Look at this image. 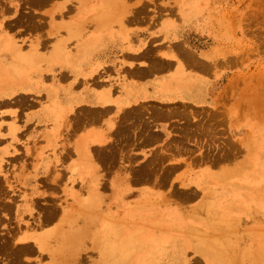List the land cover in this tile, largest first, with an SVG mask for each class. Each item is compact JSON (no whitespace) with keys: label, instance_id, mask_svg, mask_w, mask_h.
<instances>
[{"label":"crops","instance_id":"1","mask_svg":"<svg viewBox=\"0 0 264 264\" xmlns=\"http://www.w3.org/2000/svg\"><path fill=\"white\" fill-rule=\"evenodd\" d=\"M94 2L56 3L63 13L57 22L66 30L54 38L53 52L51 47L43 50L39 68L29 62L28 28L10 25L0 31V82L16 89L0 99L27 96L26 101L37 98L42 102L27 109L21 104L9 108H21L20 128L15 137L5 136L0 153L17 149L10 158L21 152L22 160L11 164L7 182L29 185L27 197L39 199L50 196L44 185H59L71 198L77 194L75 185L91 178L105 185L130 184L134 193L144 190L136 185L216 180L223 168L219 158L222 138L228 136L232 142L238 123L223 107L230 102L222 93L232 67L214 53L217 34L213 27L201 24L209 18L206 9L188 21L179 13L155 20L151 14H143L147 3H133L131 13L126 14V3ZM199 4L207 8L206 3ZM118 11L122 14L115 13ZM113 12L116 20L110 17ZM10 121L8 117L3 132H8ZM118 126H127L128 133L132 130L125 135L127 128ZM115 128L121 133H115ZM151 131L156 134L153 139H149ZM185 173V179H178Z\"/></svg>","mask_w":264,"mask_h":264},{"label":"rangeland","instance_id":"2","mask_svg":"<svg viewBox=\"0 0 264 264\" xmlns=\"http://www.w3.org/2000/svg\"><path fill=\"white\" fill-rule=\"evenodd\" d=\"M21 1L0 0V31L8 30L10 25L22 26L18 21L23 12L30 25L38 26L28 29L30 55L35 52L32 43L36 38L42 39L47 49L66 30L57 22L63 13L55 3H126V14L131 13L129 6L133 3H147L142 8L147 13L143 14H151L155 20L178 13L183 19L181 3L192 9L189 19L206 9L209 18L201 24L213 27L218 40L214 53L232 67L222 96L230 101L223 107L237 120L238 134L232 142L228 136L222 138L219 158L223 168L216 180L136 185L144 186V190L134 193L130 184L112 183L100 188L99 179L91 178V182L75 185L77 194L71 198L65 192L68 190L50 184L44 185L46 192H51L48 198L29 199V185L7 182L11 164L22 160V153L10 158L17 149L3 151L0 245L7 242L5 245L10 247L5 252L6 246H0L5 252H0V264H69L66 256L69 261L77 260L71 258V253L79 257L75 264H264V0H49V4L39 7L31 5L33 8ZM199 3H206L207 8ZM11 15H15L12 21ZM45 49L38 51L43 53ZM13 53L19 56L18 51ZM41 61L29 60L31 67L38 68ZM18 99H0L9 102H0V145L5 136L15 137L20 128L21 108L10 107L21 104L27 109L42 104L37 98L27 102L26 96L22 103ZM8 117V132H3ZM17 148L21 151L20 146ZM50 208L57 210L56 216L45 221L43 214ZM21 237L25 240L21 241ZM162 239L167 240L164 245L156 244ZM15 244H33L34 249L39 245L41 250L26 253L23 258L24 253L15 255L21 261L12 262L14 254H10Z\"/></svg>","mask_w":264,"mask_h":264},{"label":"bare ground","instance_id":"3","mask_svg":"<svg viewBox=\"0 0 264 264\" xmlns=\"http://www.w3.org/2000/svg\"><path fill=\"white\" fill-rule=\"evenodd\" d=\"M20 1H21V0H20ZM22 1H23V0H22ZM22 1H21V2H22ZM50 1H53V0H50ZM50 1H49V0H24V3H21V4H22V5H23V4H24V5L27 4L28 6L34 5V6H36V7H37V6L39 7V6H42L44 3L49 4ZM83 1H84V0H83ZM25 2H26V4H25ZM48 2H49V3H48ZM84 2H85V1H84ZM55 4H56V3H55ZM80 5H81V4H80ZM34 6H33V7H34ZM31 7H32V6H31ZM33 7H32V8H33ZM52 7H53V6H52ZM68 7H69V6H68ZM65 8H67V7H65ZM76 8H77V7H76ZM116 8L119 9V5H118V7H116ZM30 9H31V8H30ZM50 9H51V8H50ZM117 9H116V10H117ZM137 9H138V8H137ZM99 10H100V9H99ZM99 10H98V11H99ZM180 10H181V13H182V15H183V21H188V20H189L190 13H191V10H192V9L190 8V6L188 7V5H187L186 3H181V4H180ZM73 11H74V10H73ZM115 13H119V15H120V12H119V11H118V12H115ZM115 13L113 12L112 14H110V17H112L111 19H114V18L116 17V15H115V17L113 18V16H114ZM50 14H51V13H50ZM107 14H108V13H107ZM107 14H105V16H107ZM134 14H135V13H133L132 16H133ZM138 14H139V13H138ZM24 16H25V15H22V18L19 19L18 23L21 24V25H24V26H25V29H26V28L29 29L33 24L30 25L31 22H28L27 20H25V17H24ZM123 16H124V15H123ZM134 16H135V15H134ZM26 17H27V16H26ZM129 17H130V16H128V18H129ZM140 17H141V16H140ZM121 18H123V17H121ZM26 19H28V17H27ZM119 19H120V17H119ZM124 19H127V18L124 17V18L122 19V21H123ZM28 20H29V21H32V19H31V20L28 19ZM106 20H107V19H106ZM106 20H105V21H106ZM115 20H116V18H115ZM117 20H118V17H117ZM105 21H104V23H106ZM111 21H112V20H111ZM111 21H110V22H111ZM84 22H85V21H84ZM108 22H109V21H107V23H108ZM137 23H138V22H137ZM139 23H142V22L140 21ZM143 23H144V22H143ZM158 23H159V22H158ZM122 24H123V23H122ZM122 24H120V26H121ZM104 25H105V24H104ZM108 25H109V23H108ZM141 25H143V24H141ZM99 26H100V25H99ZM32 27L34 28V26H32ZM36 27L38 28V26H36ZM36 27H35L34 29H36ZM95 27H96V26H95ZM100 27H101V26H100ZM33 28H32V29H33ZM93 28H94V27H93ZM122 28H124V26H122L121 29H122ZM96 29H97V27H96ZM123 30H124V29H123ZM83 31H85V27H84V26H83ZM87 32H88V31H87ZM39 37H40V36H39ZM149 41H150V40H149ZM148 43H149V42H148ZM178 44H179V43H178ZM149 45H150V44H149ZM18 46H19V45H18ZM45 46H46V43H45L42 39L36 38V39L34 40V43H32V47H33V49L35 50V52H33L31 55L29 54V60H32V61H33V60H35V59H40V60L43 61V60H44V53H40L38 50H39V48H41V49H45V48H44ZM18 48H20V46H19ZM149 48H150V47H149ZM51 49H52L51 51L53 52V51H54V44L51 45ZM146 49H147V51L149 52L148 47H147ZM150 49H151V48H150ZM49 50H50V49H49ZM49 50H48V51H49ZM185 51H186V50H185ZM145 52H146V51H145ZM160 53H162V52H160ZM145 54H146V53H145ZM186 54H187V53H186ZM147 55H148V54H147ZM150 55H151V54H150ZM188 55H189V54H188ZM188 55H187V56H188ZM143 56H144V54H143ZM143 56H142V57H143ZM187 56H186V57H187ZM139 57H140V56H139ZM147 57H148V56H147ZM147 57H146V58H147ZM152 57H154V56H152ZM135 58H136V57H135ZM187 59H188V57H187ZM193 59H194V58H193ZM188 60H189V59H188ZM182 61H183V60H182ZM197 61H198V60H197ZM147 62H148V61H147ZM150 64H151V63H150ZM184 64H186V63H184ZM193 64H194V63H193ZM151 65H152V64H151ZM187 65H190V64H187ZM208 65H209V64H208ZM185 66H186V65H185ZM195 66H196V64H195ZM146 67H147V66H146ZM152 67L154 68V66H152ZM149 68H150L151 70L153 69V68H151V67H149ZM149 68H148V69H149ZM5 84H6L5 81H4V82H3V81L0 82V98H2L3 96H9V95H11V94L14 92V90H16V89H12V88L7 87ZM114 90H115V89H114ZM114 90H113V91H114ZM113 91H111V92H113ZM111 95H112V93H111ZM17 96H18V95H17ZM23 97H24V96H23ZM15 98H17V97H15ZM24 99H25V98H22V97L19 96L18 101H19L20 103H22L23 101H25ZM7 100H8V99H7ZM7 100H0V102H6ZM107 100H108V99H107ZM6 103H7V102H6ZM6 103H5V105H6ZM8 103H9V102H8ZM8 103H7V104H8ZM1 104H2V103H1ZM146 105H147V104H146ZM136 106H137V105H136ZM141 106H142V105H141ZM149 106H150V105H149ZM176 106H177V105H176ZM105 107L107 108V106H105ZM155 107H156V106H154V108H155ZM158 107H159V106H158ZM173 107H174V106H173ZM130 108H131V107H130ZM132 108H133V107H132ZM139 108H141V107H139ZM146 108H147V107H146ZM124 109H125V108H124ZM124 109H123V110H124ZM134 109H135V107L133 108V110H134ZM173 109H174V108H173ZM173 109H171L170 111H172ZM176 109H177V107L175 108V110H176ZM127 110H128V109H127ZM130 110H131V109H129L128 112H129ZM133 110H132V111H133ZM144 110H145V109H144ZM175 110H174V111H175ZM178 110H180V109H179V106H178ZM82 111H83V110H82ZM82 111H81V112H82ZM135 111H137V109H136ZM149 111H150V110H149ZM149 111H148V112H149ZM151 111H152V109H151ZM154 111H155V110H154ZM156 111H157V109H156ZM158 111H159V110H158ZM160 111H161V110H160ZM174 111H172V112H174ZM183 111H184V110H183ZM138 112H139V111H138ZM141 112H142V110H141ZM152 112H153V111H152ZM172 112H171V113H172ZM84 113H85V112H84ZM86 113H88V112H86ZM86 113H85V114H86ZM92 113H93V111H92ZM121 113H122L121 116H124V117H125L123 111H122ZM121 113H120V114H121ZM131 113L133 114L134 112H131ZM136 113H137V112H136ZM160 113H161V112H160ZM181 113H182V114H176V115L181 116V115L185 114V112H184V113L181 112ZM79 114H80V112H79ZM79 114H78V115H79ZM88 114H89V113H88ZM120 114H119V116H120ZM128 114H130V113H128ZM128 114H127L126 116H128ZM155 114H156V113H155ZM80 115H81L80 117L82 118V114H80ZM89 115H90V114H89ZM89 115H88V116H89ZM135 115H136V114H135ZM137 115H138V114H137ZM137 115H136V117H137ZM172 115H175V113H172ZM176 115H175V116H176ZM92 116H93V115H92ZM129 116H130V115H129ZM143 116H145V114H144ZM146 116H147V114H146ZM149 116H150V114H149ZM158 116H159V115H158ZM175 116H174V117H175ZM140 117H141V115H140ZM147 117H148V116H147ZM147 117H146V119H147ZM150 117H151V116H150ZM81 118H79V119L81 120ZM85 118H86V117H85ZM85 118H82V119H85ZM88 118H89V117H88ZM127 118H128V117H127ZM137 118H138V117H137ZM141 118H142V117H141ZM143 118H144V117H143ZM118 119H119V118H118ZM138 119H139V118H138ZM146 119H145V120H146ZM87 120L89 121V119H87ZM132 120H134V119H132ZM145 120H144V121H145ZM150 120H152V119L150 118ZM150 120H149V117H148V119H147L146 121H149V122H150ZM81 121H83V120H81ZM119 121L122 122L121 120H119ZM123 121H124V120H123ZM127 121H128V120H127ZM129 121H131V120H130V117H129ZM84 122H85V121H84ZM117 122H118V121H117ZM117 122H116V124H117ZM131 122H132V121H131ZM151 122H152V121H151ZM126 123H128V122H126ZM140 123L143 124L144 122H143V121H140ZM145 123L147 124V122H145ZM122 124H123V123H122ZM129 124H130V123H129ZM146 124H143V125H146ZM152 124H153V123H152ZM118 125H120V123H118ZM123 125H125V124H123ZM147 125H148V124H147ZM149 125H150V124H149ZM127 126L129 127L130 125H127ZM127 126H126V128H127ZM118 127H120V126H118ZM134 127H135V126H134ZM143 127H144V126H142V128H143ZM146 127H147V126H146ZM146 127H144V128H146ZM153 127H154V125H153ZM120 128H121V129H122V128H123V129H126V128H124L123 126H121ZM150 128H151V126H149L148 129L150 130ZM117 129L119 130V132L123 130V129L120 130L119 128H117ZM134 129H135V128H134ZM136 129H138V128L136 127ZM118 130H116V128H115V131H114V132L116 133V131L118 132ZM131 130H132V128L130 129V131H131ZM86 131H87V130H86ZM130 131H129V133H128V128H127V131L124 130L125 135H126V133L130 134ZM138 131H140V128L138 129ZM138 131H137L136 133L139 135V132H138ZM141 131H142V130H141ZM143 131H144V130H143ZM143 131H142V132H143ZM145 131H147V129H146ZM87 132H88V131H87ZM87 132H86V134H87ZM119 132H118V133H119ZM142 132H141V133H142ZM106 133H107V132H106ZM110 133H111V132H110ZM115 133H114V134H115ZM118 133H117V134H118ZM120 133H121V132H120ZM122 133H123V132H122ZM145 133H146V132H144V134H145ZM151 133H152V131H151ZM151 133H149V135L152 136V137H150L149 135H147V134H148V132H147V134H145V135H147L146 138H148V136H149V139H150V138L153 139V138H154L153 135L155 136L156 134H153V133L151 134ZM131 134L133 135V132H132ZM144 134H143V135H144ZM111 135H112V134H111ZM115 135H116V134H115ZM118 135H119V134H118ZM125 135H124V137H125ZM141 135H142V134H140V137H141ZM87 136H88V135H87ZM127 136H128V135H127ZM135 136H136V135H135ZM157 136H159V135H157ZM88 137H89V136H88ZM90 137H91V136H90ZM90 137H89V138H90ZM112 137H113V135H112ZM124 137H123V138H124ZM128 137L130 138V135H129ZM128 137H127V138H128ZM131 137H132V136H131ZM138 137H139V136H138ZM138 137H137V139H138ZM102 138H103V137H102ZM119 138H121V137L119 136ZM119 138H117V140H119ZM129 138H128V139H129ZM87 139H88V138H87ZM112 139H114V138H112ZM124 139H125V138H124ZM128 139H125V140H128ZM130 139H131V138H130ZM90 140H91V139H90ZM102 140H103V139H102ZM102 140L99 139V141H102ZM121 140H122V138H121ZM131 140H133V139H131ZM131 140H130V141H131ZM134 140H135V139H134ZM99 141L97 140V142H99ZM114 141H115V140H114ZM135 141H136V140H135ZM135 141H134V142H135ZM137 141H138V140H137ZM146 141H148V140H146ZM152 141H153V140H152ZM173 141H174V140H173ZM173 141H172V142H173ZM111 142H112V141H111ZM115 142H116V141H115ZM123 142H124V141H123ZM126 142H127V141H126ZM150 142H151V140H150ZM85 143H86V142H85ZM88 143H89V141H88ZM100 143H101V142H100ZM112 143H113V142H112ZM130 143H131V142H130ZM132 143H133V141H132ZM135 143H136V142H135ZM145 143H146V142H145ZM173 143H174V142H173ZM109 144H110V143H109ZM109 144H108V145H109ZM124 144H127V143L124 142ZM136 144H138V142H137ZM136 144H135V145H136ZM175 144H176V143H175ZM84 145H85V144H84ZM111 146H112V144H111ZM83 147H84V146H83ZM85 147H86V145H85ZM109 147H110V146H109ZM173 148H174V147H173ZM108 150H109V149H108ZM177 150H178V149H177ZM166 151H167V149H166ZM160 156H161V155H160ZM162 157L164 158V156H162ZM52 167H53V166H52ZM148 168H149V167H148ZM148 168L145 167V169H148ZM143 169H144V168H143ZM52 170H53V169H52ZM52 170H51V171H52ZM141 170H142V169H141ZM145 171H146V170H143V173H142V171H141V173H142L141 175H142V176H143V174H144ZM148 171H149V169H148ZM145 175H146V173H145ZM49 176H50V175H49ZM49 176H48V177H49ZM87 180H88V179H87ZM36 181H37V180H36ZM54 181H55V180H54ZM88 181H90V180H88ZM88 181H87V182H88ZM91 181H92V180H91ZM91 181H90V182H91ZM85 182H86V181H85ZM104 183H105V182L103 181V182L99 183L98 186H99L100 188H102V187L105 185ZM128 185H129V184H128ZM6 206H7V204H6ZM3 207H4V206H3ZM7 207H8V206H7ZM11 208H12V207H11ZM56 213H57V210H56L55 208H54V209H53V208H50V209L47 211V213L43 214V219L45 218V219H44L45 221L52 220V219L56 216ZM77 215H78V214H77ZM42 221H43V220H42ZM72 222H73V220H72ZM41 223H42V222H40V224H41ZM43 224H44V223H43ZM43 224H42V225H43ZM46 224H47V222H46ZM57 228H58V227H57ZM40 229H41V227H40ZM55 230H57V229H55ZM54 232H55V231H54ZM26 233H27V232H26ZM26 233H24V234H26ZM31 233H32V232H31ZM40 234H41V232H40ZM77 234H78V233H77ZM77 234H76V236H74V239H75V237H77ZM27 235H28V234H26V236H27ZM55 235H56V234H55ZM20 236H21V235H20ZM24 236H25V235H24ZM24 236H23V237H24ZM26 236H25V239H27ZM33 236H34V235H33ZM41 236H42V235H41ZM41 236H40V237H41ZM23 237H21V241H22V238H23ZM28 237H29V236H28ZM50 237H51V235H50ZM55 237H57V236H55ZM1 238H2V237H1ZM3 238H4V237H3ZM57 238H59V237H57ZM9 239H10V238H9ZM25 239L23 238V241H24ZM28 239H30V237H29ZM36 239H37V238H36ZM43 239H44V238H43ZM0 240H1V239H0ZM4 240H5V239H4ZM68 240H69V239H68ZM75 240H76V239H75ZM56 241H57V240H56ZM71 241H72V240H71ZM164 241H167V240H166V239H162L161 241H155V242H156V244H159V243H161V242H162V244H163ZM1 242H2V241H1ZM40 242H41V241H40ZM72 242H73V241H72ZM6 243H7V242H5V243L2 242V246H1V245H0V246L3 248V245H5ZM35 243H36V242H35ZM75 243H76V242H75ZM47 244H48V243H46L45 245H47ZM72 245H73V243H72ZM76 245H77V244H76ZM76 245H74V246L76 247V249H78V247H77L78 245H77V246H76ZM163 245H164V244H163ZM5 246H6V245H5ZM7 246H8V244H7ZM7 246H6V247H7ZM6 247L3 248V249H5V252L7 251V249H8L10 246L7 247V248H6ZM13 247H14V246H13ZM13 247L11 246L12 249H13ZM15 247H16V248H14V249H15V250H14L15 252L13 251V252H14V253H13V252L11 251L12 253L10 252V253H11L10 255H13V254H14V257H15V255H20V254H23V253H24V254L21 256L22 258H23V256H24L26 253H28V254L30 253V254H31V253H33L35 250H38V249L41 250V248L39 247V245L36 246L37 249H34V248H33V244H32V246L29 245V244H22V245L20 244L19 246H16V244H15ZM48 247H49V246H48ZM70 247H71V244H70ZM75 247H74V248H75ZM2 248L0 249V252H1V253H5L4 250H3V252L1 251ZM49 248H50V247H49ZM68 248H69V247H68ZM68 248H67V250H68ZM71 248H73V246H72ZM12 249H11V250H12ZM76 249H75V250H76ZM8 250H9V249H8ZM49 250H50V249H49ZM69 250H70V248H69ZM78 250H79V249H78ZM78 250H77V251H78ZM80 250H81V249H80ZM124 250H125V249H124ZM124 250L122 249V252H123ZM38 251H39V250H38ZM46 251H48V250H46ZM77 251H75V253H76ZM8 252H9V251H8ZM8 252H7V253H8ZM66 252H67V251H66ZM128 252H129V251H128ZM1 253H0V254H1ZM40 253L42 254V252H40ZM54 253H55V252H54ZM60 253H62V252H60ZM78 253H79V254H78ZM38 254H39V252H38ZM47 254H48V253H47ZM52 254H53V253H52ZM71 254H72V257H71V258H73V259L75 258V260H76V259H77V260L79 259V257H77V255H74L73 253H71ZM76 254L80 255V252L78 251ZM5 255H6V254H5ZM7 255H8V254H7ZM43 256H44V255H43ZM60 256L63 257L62 255H60ZM12 257H13V256H12ZM14 257H13V259H15V260L13 261V259H12V262H15L16 260H19V259H20V257H19V259H16V257H15V258H14ZM47 257H48V256H47ZM76 257H77V258H76ZM55 258H56V257H55ZM71 258H70V259H71ZM82 258H83V257H82ZM4 259H5V258H4ZM7 259H8V258H7ZM80 259H81V257H80ZM121 259H123V258H121ZM8 260H9V259H8ZM71 260H72V259H71ZM71 260L69 261L68 258H67V256H66V261H68L67 263L70 264V262H72ZM77 260H76V261L73 260V262H72L71 264H73L74 262H77ZM81 260H82V259H81ZM216 260H217V259H216ZM20 261H21V259H20ZM54 261H55V260H54ZM56 261H59V260H56ZM10 262H11V261H10ZM10 262H9V263H10ZM60 262L62 263V262H64V261H60ZM9 263H8V264H9ZM16 263L20 264L19 261L15 262V264H16ZM22 263H23V264H26V263L23 262V261H22ZM36 263H37V261H36ZM51 263H52V262H51ZM57 263H58V262H57ZM13 264H14V263H13ZM28 264H31V263H28ZM34 264H35V263H34ZM39 264H40V263H39ZM55 264H56V263H55ZM74 264H75V263H74ZM116 264H117V263H116Z\"/></svg>","mask_w":264,"mask_h":264}]
</instances>
